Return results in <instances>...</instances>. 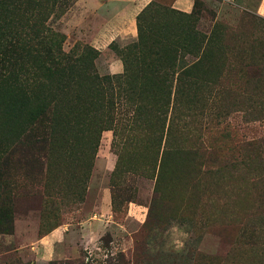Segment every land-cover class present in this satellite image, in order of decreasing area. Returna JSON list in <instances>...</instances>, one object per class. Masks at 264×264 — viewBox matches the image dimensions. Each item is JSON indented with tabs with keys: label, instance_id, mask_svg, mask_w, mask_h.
I'll return each instance as SVG.
<instances>
[{
	"label": "rangeland",
	"instance_id": "1",
	"mask_svg": "<svg viewBox=\"0 0 264 264\" xmlns=\"http://www.w3.org/2000/svg\"><path fill=\"white\" fill-rule=\"evenodd\" d=\"M107 1L56 8L45 23L49 43L73 59L97 43L122 68L115 50L136 41L135 18L148 3L143 27L157 34L165 53L175 51L170 55L178 68L196 61L188 52L194 38L203 37V57L186 78L193 86L182 87L197 101L194 116L185 120L189 139L201 127L199 136L213 152L207 169L212 173L218 165L220 172L202 175L196 202L189 192L180 203L175 184L157 200L159 158L152 161L144 152L145 140L126 133L114 138L106 130L92 160L85 146L78 150L83 139L77 145L65 140L45 175L43 151L25 152V109L39 107L25 95L32 89L37 94L38 82L25 60L0 56V186L10 190L0 198V216L6 213L11 228L0 234V264H264V0H190L187 12L172 8L174 0H149L135 16L113 7L101 23L97 9ZM107 33L122 38L108 42ZM92 65L89 75L123 72L100 75L97 61ZM73 82L84 83L81 75ZM83 96L67 95L61 106L72 110ZM71 118L65 113L61 119L67 124ZM65 130L68 135L72 128ZM47 134L44 124L40 136ZM239 144H249L248 171L226 166L232 156L244 155ZM77 166L85 177L81 202L71 195ZM45 179L49 197L42 193ZM55 229L58 241L43 239Z\"/></svg>",
	"mask_w": 264,
	"mask_h": 264
},
{
	"label": "trees",
	"instance_id": "2",
	"mask_svg": "<svg viewBox=\"0 0 264 264\" xmlns=\"http://www.w3.org/2000/svg\"><path fill=\"white\" fill-rule=\"evenodd\" d=\"M72 1L75 0H0V56L14 55L25 60L26 72L38 82V93L33 94L32 89L25 95L26 100L31 99L39 104V107L25 109V152L43 151L47 175L50 172V158L63 154L64 144L67 143L65 140H74L71 143L77 145L79 139H83L78 150L81 153L86 147L92 160L102 131H111L114 138L126 133L132 140L147 142L144 152H148L152 161L159 158L155 184L157 200L166 198L169 185L175 184L176 198L180 203L189 192V197H193L192 202H196L201 194L196 188L202 175L220 172L218 165H215L217 168L212 173L207 169L208 163H213V152L199 136L203 132L201 127L199 130L196 128L192 139L188 138V121L185 118L194 116L193 108L197 101L195 96L182 90V87L193 86L192 81L186 78L189 71L200 63L207 41L204 43L203 37L196 36V45L188 52L196 61L178 68V58L170 55L175 51L165 53L163 47H159L161 44L157 41V34L143 27V16L152 5L148 3L135 18L136 41L115 50L122 63V74L102 77L89 75L87 68L92 69V61L99 53L83 47L73 59L72 55H68L70 51L64 53L49 43L50 30L45 26L56 8L63 12ZM159 50L168 56L161 58ZM78 75L82 76L83 84L73 82ZM78 94L85 97L77 101V106L72 110H64L60 100L67 95ZM91 104L95 107H90ZM179 109L181 111L176 112ZM65 113L72 117L71 122L67 123L70 126L61 119ZM44 124L48 127L45 138L40 136ZM67 127L72 128L68 135ZM236 148L244 155L232 156L227 168L248 171L250 161L244 152L249 144H239ZM77 167L72 176L71 195L73 201L81 202V186L85 177L82 178L80 166ZM47 182L45 179L42 193L45 191V196L49 197ZM56 185L55 182L54 187ZM5 192L8 194L10 190L0 186V198ZM0 219L3 221L0 223V234H11L5 212Z\"/></svg>",
	"mask_w": 264,
	"mask_h": 264
},
{
	"label": "crops",
	"instance_id": "3",
	"mask_svg": "<svg viewBox=\"0 0 264 264\" xmlns=\"http://www.w3.org/2000/svg\"><path fill=\"white\" fill-rule=\"evenodd\" d=\"M149 0H108L100 9H97L99 20H101V23H103L107 17L108 10H111L114 8H123L126 9L128 13L131 14V16H135L138 11L148 2ZM189 2L190 0H174L172 3V8L187 12L189 9ZM264 9V4L262 5ZM94 34L98 33V28L94 29ZM129 38H133V31L132 28L129 29ZM117 36L119 38H122L121 34L116 35L114 34H104L103 37H106L105 41H111L117 39ZM98 51V56L95 59L97 61V70L100 75H113L120 73L121 71V64L119 61L114 59L112 56H110L107 53L103 52V49L101 46H99L97 43L93 46ZM99 64V65H98ZM94 222H89V225L93 224ZM58 235H61V231L59 229H55L51 231L48 235L44 236L43 239L50 240L51 242H56L59 240Z\"/></svg>",
	"mask_w": 264,
	"mask_h": 264
}]
</instances>
